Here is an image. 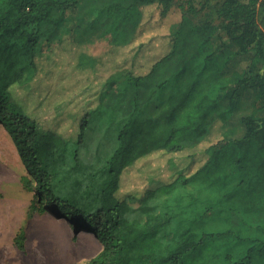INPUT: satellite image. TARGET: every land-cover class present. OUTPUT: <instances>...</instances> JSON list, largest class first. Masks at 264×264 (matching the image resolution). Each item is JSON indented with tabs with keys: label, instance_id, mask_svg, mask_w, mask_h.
<instances>
[{
	"label": "trees",
	"instance_id": "trees-1",
	"mask_svg": "<svg viewBox=\"0 0 264 264\" xmlns=\"http://www.w3.org/2000/svg\"><path fill=\"white\" fill-rule=\"evenodd\" d=\"M128 1L139 20L128 41L69 69L46 58V70L43 28L79 0H0V124L32 193L27 219L49 212L93 234L102 249L89 264H264V0ZM144 6L160 16L147 31ZM205 10L222 24L216 48L213 18L195 17ZM231 63L241 73L227 76ZM247 93L235 137L229 119ZM106 108L109 129L86 160ZM25 240L20 230L18 251Z\"/></svg>",
	"mask_w": 264,
	"mask_h": 264
},
{
	"label": "rangeland",
	"instance_id": "rangeland-1",
	"mask_svg": "<svg viewBox=\"0 0 264 264\" xmlns=\"http://www.w3.org/2000/svg\"><path fill=\"white\" fill-rule=\"evenodd\" d=\"M68 1V0H67ZM185 1V0H181ZM131 1L126 2L122 0H79V6L71 12H65L62 18V26L55 27L52 24H45L41 35V52L42 64L40 68L46 66L48 68V61L46 58L63 60L64 68H67L68 63H72L74 60H78L81 56L82 61H91L102 57L105 53L109 52L112 48H115L118 44L124 41H128L132 37L133 30L136 28L135 24L138 20V14L136 9L125 10L131 5ZM197 9L200 8V4L196 2ZM176 7H174L175 9ZM177 9H175L176 11ZM214 10V9H213ZM213 10H205L201 12L198 18L203 19L210 15L215 23V27H218V32L212 38V44L216 48L220 42L226 41L224 33L221 30L222 24L216 18ZM214 13V14H212ZM179 16L178 12L171 15L170 22L173 23ZM139 21V20H138ZM136 31V30H135ZM219 33V34H218ZM64 53L63 56H58ZM65 54L67 56H65ZM75 62V61H74ZM69 69V68H67ZM41 70V69H40ZM227 76L234 72L241 73V68L237 63H231L225 69ZM43 76L36 73L34 81L32 80L31 86L35 83L38 84V78ZM52 76V75H51ZM102 81V80H101ZM101 81H94L88 88V93L92 97L98 91L101 85ZM63 93L59 90V98L64 99ZM94 101V99H92ZM92 101V103H93ZM253 101V95L247 93L241 100L240 107L232 112L229 119V126L232 130H235V137L242 135V126L239 123L240 117L246 113V108ZM224 105L226 101H222ZM109 109L103 112L101 116L94 122L92 132L88 134L87 146L80 150L81 157L86 160L89 159L94 144L98 141H102L105 138L108 128V121L110 120ZM58 116L54 117L53 122L58 121ZM51 120V119H50ZM60 126H67L70 124L68 116L59 117ZM192 164L188 161L183 162L179 167L180 172L187 173ZM25 170L22 166L12 140L7 131L0 124V264H89L92 258L89 256L81 258L77 249V238H73L70 244L66 243L67 248L62 249L60 252L54 253L48 250L45 244L40 246L37 243L39 236L36 232H31L26 215L18 214L16 210L11 212L10 206L18 204L22 198H32V193H27L23 190L20 178L24 176ZM14 216H12V214ZM46 214H49V212ZM38 215V214H36ZM10 216V217H9ZM70 220V218H69ZM44 230H49L58 236L59 242L65 237V233L62 230L63 227H57V221L65 222L62 218H58L55 215H51L45 218ZM54 223V224H52ZM70 223V222H69ZM48 224H52L49 227ZM28 230V236L25 240V251L20 252L14 245V238L20 230ZM36 231V230H35ZM38 233L41 234L40 231ZM84 236L88 237L84 234ZM48 236H46L47 238ZM38 238V239H37ZM90 238V237H88ZM94 239V238H90ZM50 240V239H46ZM55 240L51 239L50 243L56 247ZM58 242V241H57ZM58 244V243H57ZM59 253V254H58Z\"/></svg>",
	"mask_w": 264,
	"mask_h": 264
},
{
	"label": "crops",
	"instance_id": "crops-1",
	"mask_svg": "<svg viewBox=\"0 0 264 264\" xmlns=\"http://www.w3.org/2000/svg\"><path fill=\"white\" fill-rule=\"evenodd\" d=\"M139 10L142 13V18H141V22L139 24V28L143 27L142 29L144 31H147L150 28H152L154 26V23L157 21V19L160 18L159 11L154 6L153 7L152 6H147V7L144 6V7H141ZM176 12H178V10L175 11V9H171V11L168 13V15L164 19H161V20L167 24V22H169L171 20V15H173ZM175 22H178V21L176 20ZM175 22H173V23H175ZM156 45H157V43L155 44V46ZM149 50H150V52L152 51L154 58L158 57L157 55H159V54L157 53V51L159 50V48L157 49V47H155V48H150ZM17 202H18L17 205L9 207L11 212H14V210H16V212L18 214H20V213H23L24 215L27 214V211H28V208L30 205V198H28V197L22 198ZM51 215H53V214L52 213H49V214L44 213L43 215H35L28 222L29 229L31 230V232H36V235L39 236V239L37 238L38 239L37 243L40 246L45 244L47 246L46 248L48 250L56 253V252H60L64 248H67L66 243L70 244V242L72 241L73 238H77V249H78L77 254L79 253V256H81V258L89 256V254H92V255H90L92 257L90 260H92L101 251L102 245L97 240L96 237L94 239H90V238L84 236L83 233H88V232L83 231V230H80L79 232L76 233L74 225L71 222L69 223L66 219H62L65 222V224H63L60 221H57L58 224L55 223V225L57 227L58 226L63 227L62 230L65 233V237L63 239H61L60 242H59L58 236L55 233H53L52 231L49 230L48 234L46 235L48 230H44L43 224L45 223V221H44L45 218L48 216H51ZM12 216H14V214H12ZM52 224H54V223H52ZM52 224H48V226L51 228L54 227V226H51ZM23 231L25 232V236L26 235L28 236V230L26 231V229H24ZM38 231H40L41 234L38 233ZM46 236H48V237L46 238ZM46 239H50V240H46ZM51 239H54L56 241L54 244L56 247L51 245V243H50ZM64 241H66V243H64Z\"/></svg>",
	"mask_w": 264,
	"mask_h": 264
},
{
	"label": "bare ground",
	"instance_id": "bare-ground-1",
	"mask_svg": "<svg viewBox=\"0 0 264 264\" xmlns=\"http://www.w3.org/2000/svg\"><path fill=\"white\" fill-rule=\"evenodd\" d=\"M83 234L87 235V236L90 237V238H95V236L92 235V234H90V233H83Z\"/></svg>",
	"mask_w": 264,
	"mask_h": 264
}]
</instances>
